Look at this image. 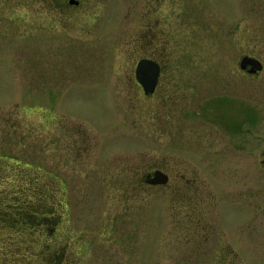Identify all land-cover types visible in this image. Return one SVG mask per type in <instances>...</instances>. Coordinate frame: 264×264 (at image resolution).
Wrapping results in <instances>:
<instances>
[{
    "label": "rangeland",
    "instance_id": "374dc122",
    "mask_svg": "<svg viewBox=\"0 0 264 264\" xmlns=\"http://www.w3.org/2000/svg\"><path fill=\"white\" fill-rule=\"evenodd\" d=\"M66 2L0 0V179L16 191L31 166L65 190L34 252L0 226V263L264 264V100L240 69L264 58V0ZM146 43L167 51L150 97ZM210 101L231 119L213 138Z\"/></svg>",
    "mask_w": 264,
    "mask_h": 264
},
{
    "label": "trees",
    "instance_id": "16d2710c",
    "mask_svg": "<svg viewBox=\"0 0 264 264\" xmlns=\"http://www.w3.org/2000/svg\"><path fill=\"white\" fill-rule=\"evenodd\" d=\"M0 160L3 161L0 163V171L7 174L12 164L5 157H0ZM4 161L8 164H3ZM27 168H31V166H22L21 171H17L22 176L23 181L16 191L4 186L5 180L0 179V226H4L7 230L16 231V236H18L16 248H22L23 252H27L28 255L34 252L33 246L35 249L38 246L37 239L45 234L42 229L50 230L48 224L51 219L62 216L60 213L57 214L56 197L59 192L65 194V190L61 186L58 187L57 179L55 186L47 183V176L43 173L31 175L22 172V169ZM49 200L51 201L49 202ZM58 203L64 204L63 201ZM6 242L10 243V240L6 239ZM7 243L5 244L7 245ZM49 249L48 244L43 242L40 250L48 252ZM5 251L7 254V249ZM10 256L4 255L3 257L9 259ZM23 257L25 256H22V259ZM9 262L11 261L0 264H11Z\"/></svg>",
    "mask_w": 264,
    "mask_h": 264
},
{
    "label": "flooded vegetation",
    "instance_id": "af4514ba",
    "mask_svg": "<svg viewBox=\"0 0 264 264\" xmlns=\"http://www.w3.org/2000/svg\"><path fill=\"white\" fill-rule=\"evenodd\" d=\"M68 5L70 6H65V11L67 9H78L80 8L81 5V0H67L66 2ZM144 50H143V55L142 58L140 59H153V60H158L160 58H165L166 57V49L162 44H158L157 46H152V45H147V43L144 46ZM245 56H250L255 58L256 60L253 61L255 64L254 65H249L246 69H241L242 73L249 75V76H253L256 80V85H255V89H256V97L258 99L259 102H263V93H264V58H262L261 56H252V55H244ZM242 57V58H243ZM161 64V63H160ZM166 68H164L161 65V73H160V77H159V82L158 85L156 87V90L153 94H146L147 96H154L157 91L161 88L163 82L165 80H168L166 73H165ZM251 70H255L254 73H250ZM136 71V70H135ZM142 88L143 86L138 83ZM144 89V88H143ZM188 92H183L181 94V98L177 99L176 101V107L175 110L176 112L180 111L182 109V102H185V97L187 96ZM201 112H203L205 114V131L206 133H208V137L209 138H213V130H214V123L216 121V123H218L220 125L221 128H226L225 125L228 126L229 122L231 119H229V108H224V106H214L213 102L210 101L208 103H206L205 105H201ZM179 109V110H178ZM261 109L259 108L258 111L256 112V117H254L253 120H255L254 122L256 123V125H260V116H261ZM181 123V122H180ZM190 125H192L190 123ZM195 125V124H194Z\"/></svg>",
    "mask_w": 264,
    "mask_h": 264
},
{
    "label": "water",
    "instance_id": "95a60500",
    "mask_svg": "<svg viewBox=\"0 0 264 264\" xmlns=\"http://www.w3.org/2000/svg\"><path fill=\"white\" fill-rule=\"evenodd\" d=\"M256 59L250 56H245L240 61V68L246 69L249 65H254ZM251 70L250 73H254ZM161 73V65L152 59H141L136 67V75L139 83L143 86L146 94H153L159 82ZM264 157V151H263ZM264 163V160H263ZM170 177L162 170H156L152 174L147 175L145 181L149 185H166L169 183Z\"/></svg>",
    "mask_w": 264,
    "mask_h": 264
}]
</instances>
